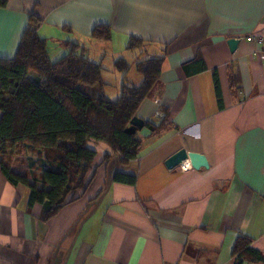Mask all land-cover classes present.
I'll return each instance as SVG.
<instances>
[{"label": "crops", "instance_id": "obj_1", "mask_svg": "<svg viewBox=\"0 0 264 264\" xmlns=\"http://www.w3.org/2000/svg\"><path fill=\"white\" fill-rule=\"evenodd\" d=\"M30 13L42 18L38 32L53 59L76 43L102 64L112 100L124 83H142L138 61L164 56L160 82L136 115L159 123L163 109L169 117L154 134L138 132L143 143L128 164L119 154L102 163L110 147L95 144L89 189L47 221L42 204L30 206V187L12 184L0 165V264H235L240 235L264 253V43L247 38L264 34V0H8L0 58L16 55ZM98 24L109 25L110 40L92 37ZM131 37L145 47L128 50ZM231 38L239 40L233 50ZM120 57L135 63L119 71ZM197 57L206 69L187 73ZM182 148L203 154L208 167L190 159L167 166ZM118 172L136 183L116 181Z\"/></svg>", "mask_w": 264, "mask_h": 264}, {"label": "trees", "instance_id": "obj_2", "mask_svg": "<svg viewBox=\"0 0 264 264\" xmlns=\"http://www.w3.org/2000/svg\"><path fill=\"white\" fill-rule=\"evenodd\" d=\"M7 2L0 0V8L6 7ZM41 23L42 18L30 13L16 55L0 58V165L12 184L30 187L29 204H42V217L47 221L89 189L97 169L95 144L106 143L110 147L111 151L103 156L105 164L117 154L123 164L138 158L143 138L138 133H127L126 128L160 82L164 56L138 61L142 83H124L120 96L112 100L103 90L102 64L90 60L76 43L69 52L53 59L46 39L38 32ZM92 37L110 40L109 25L95 26ZM145 45L143 39L131 37L127 49L141 50ZM115 67L126 72L130 63L120 57ZM184 69L197 73L206 65L202 57H197ZM214 82L222 104L217 70ZM231 83L232 87L237 83L234 74ZM161 111L164 116L158 118L159 123L146 122L153 134L168 122V113ZM29 154L32 155L28 157L27 170L18 157ZM115 180L134 185L137 176L118 172ZM253 243L249 236L237 238L233 249L235 264L264 263V253Z\"/></svg>", "mask_w": 264, "mask_h": 264}, {"label": "water", "instance_id": "obj_3", "mask_svg": "<svg viewBox=\"0 0 264 264\" xmlns=\"http://www.w3.org/2000/svg\"><path fill=\"white\" fill-rule=\"evenodd\" d=\"M238 42L239 40L236 38H231L229 40V44L232 50L236 48ZM145 126H146V122L142 118L136 115L132 118L130 125L126 128V132L129 134H135L143 130ZM189 159L191 161L192 166L196 169H200L202 167H208V161L203 154L196 152H188L185 148L180 149L178 152L170 156L166 160V165L172 166Z\"/></svg>", "mask_w": 264, "mask_h": 264}, {"label": "built area", "instance_id": "obj_4", "mask_svg": "<svg viewBox=\"0 0 264 264\" xmlns=\"http://www.w3.org/2000/svg\"><path fill=\"white\" fill-rule=\"evenodd\" d=\"M248 39L254 40L258 43H264V34H249L247 36ZM156 117L162 118L164 116L163 112L161 110L156 111ZM189 166H183L184 169H187Z\"/></svg>", "mask_w": 264, "mask_h": 264}, {"label": "rangeland", "instance_id": "obj_5", "mask_svg": "<svg viewBox=\"0 0 264 264\" xmlns=\"http://www.w3.org/2000/svg\"><path fill=\"white\" fill-rule=\"evenodd\" d=\"M129 55H130V53H129ZM135 56L137 57L138 60L143 59V57H141V56L138 55L137 53H135V55L133 56V59H134ZM130 63H131V65H132V64H134L135 62H134L133 60H130ZM31 74L33 75L34 73L31 72ZM111 88L113 89L114 86L110 87V89H111ZM30 155H32V154H29V155H22V156H19V157H18V160H19L20 162H23V163L26 165V169H27V170H29L28 157H29ZM37 174H38V173H37Z\"/></svg>", "mask_w": 264, "mask_h": 264}]
</instances>
